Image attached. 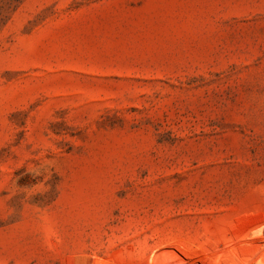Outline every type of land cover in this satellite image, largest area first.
I'll return each mask as SVG.
<instances>
[{
    "label": "rangeland",
    "instance_id": "rangeland-1",
    "mask_svg": "<svg viewBox=\"0 0 264 264\" xmlns=\"http://www.w3.org/2000/svg\"><path fill=\"white\" fill-rule=\"evenodd\" d=\"M0 264H264V0H0Z\"/></svg>",
    "mask_w": 264,
    "mask_h": 264
}]
</instances>
